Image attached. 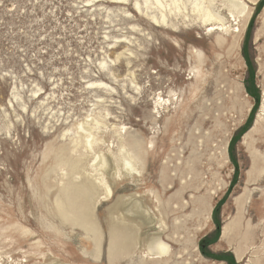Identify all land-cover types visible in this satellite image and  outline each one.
<instances>
[{"label":"rangeland","instance_id":"obj_1","mask_svg":"<svg viewBox=\"0 0 264 264\" xmlns=\"http://www.w3.org/2000/svg\"><path fill=\"white\" fill-rule=\"evenodd\" d=\"M243 1L250 14L236 23L226 0H204L224 22L210 30L192 0L161 27L142 0H0V263L109 264L108 219L140 239L163 211L167 227L187 219L189 238L169 241L168 264H264V174L249 178L253 153L264 165V122L247 135L264 97V0ZM123 140L144 150L137 171H93ZM100 175L99 232L63 220V186ZM135 204L154 222L123 216ZM120 255L113 264L143 254Z\"/></svg>","mask_w":264,"mask_h":264},{"label":"bare ground","instance_id":"obj_2","mask_svg":"<svg viewBox=\"0 0 264 264\" xmlns=\"http://www.w3.org/2000/svg\"><path fill=\"white\" fill-rule=\"evenodd\" d=\"M183 1L184 0H169V2H167L166 0H142L145 9L154 10L152 11L151 14L146 13V15L150 19V20H146V22L149 23L150 26L152 27L155 26L161 27L162 25L167 24L169 17L171 18V16H176L177 15L176 13L181 12L182 10L181 6L184 5ZM207 1L210 2V0ZM256 1L257 0H251L250 2L251 5L255 4ZM134 5L136 9L138 10L141 9L140 3L138 1H135ZM223 6H227V8L225 9H228L230 17L232 18L231 21H236V23L247 21L250 14V8L249 5H247V3L244 2L243 0H226L225 5ZM193 10H195L196 13L198 14V20H199L198 22H200V24H204L205 26L210 28V30H216L218 28L217 27L214 28L213 27L214 23L212 24V22H218L222 27L221 30H223V26H224L223 18L218 14L216 9L215 11L217 13H215V11H212L208 5H205L204 0H192V11ZM235 31H239V30L236 29ZM259 112L260 113L258 114L256 120L254 121L252 128L247 134L251 137V140L253 139L252 135L256 134L257 132L258 133L260 132L259 131L260 122H264V97L262 98L261 108ZM94 122L96 124L98 123L97 120H95ZM78 128L84 131V136L82 138H84L85 142L83 143H85V145L89 149H91L92 145L98 141V139L94 138V133L92 132L91 127L88 125V123L85 124L80 123ZM123 142L120 141L119 147L117 148V152H111L114 157L113 161H111V159H108L107 155L105 156L104 154H97L95 158L98 159V162H94L92 160L93 162H91L92 163L91 166L89 165L90 162L88 165L92 168L93 171H99V169L113 166L112 163H116V166L120 163L124 165L127 171H131L135 173V171L137 170L134 167V162L143 159L144 150L141 144L136 140H132L128 143H126L127 141L124 143ZM58 157H59L58 162L62 165L67 166L69 172L72 173L77 172V170L79 169V161L67 157L65 158L64 154L62 153ZM75 159L78 158L75 157ZM252 159H253L252 168L255 172H253V174H250L249 178H252L255 175L258 176L261 173L264 174V165H261L257 155L253 153ZM74 179L77 178L74 177ZM94 180L95 181H91L88 179H81L77 183L67 182L63 186V189L60 190L61 196L59 197V199L56 201L55 204H56V210L58 211V214L63 220H65L66 222H70L72 225L82 226L87 231L98 233L99 222L93 212L94 211L93 200L97 192L96 186L97 185L103 186L105 185V183H104L103 175L102 176L100 175L99 177L96 176ZM105 186H106V191L109 192V187L107 185ZM156 199L159 201L158 198ZM166 208H168L167 213H172L180 209V208L177 209L173 206L171 207L169 206V204L166 206ZM146 212L149 213L148 206L146 209H141L139 208V205L135 204V205H131L126 210L123 216H129V214H133V215L141 216L146 222V224L152 223L153 219H150L149 215H145ZM160 213L161 216L158 220V225H155V223L152 224V226L150 227V232L144 233L140 239H136V236L133 233L131 226L119 222V219L115 221H111L108 219L107 220L108 223L107 226L109 230L108 263L113 264L120 258L124 257L123 255L122 256L120 255L121 253H123L124 255H128V253H134L140 251L142 252L143 255H141V260L139 261L138 264H168V261L174 255L172 253L170 254L169 241L183 243V244L189 241V238L187 237V227H186L187 219L183 216V219L179 221H177L176 219L172 222L170 226L167 227L165 223L163 224L162 221V218H164L166 214H164L163 211H160ZM228 228L229 225L223 227V232H224L223 234H225ZM179 230H183V232H186L185 237L184 236L180 237L178 235ZM61 264H68V263L61 262Z\"/></svg>","mask_w":264,"mask_h":264},{"label":"built area","instance_id":"obj_3","mask_svg":"<svg viewBox=\"0 0 264 264\" xmlns=\"http://www.w3.org/2000/svg\"><path fill=\"white\" fill-rule=\"evenodd\" d=\"M18 260V261H17ZM16 261L13 260L11 256H9L7 259L2 260L0 264H26V261L24 259H17Z\"/></svg>","mask_w":264,"mask_h":264}]
</instances>
